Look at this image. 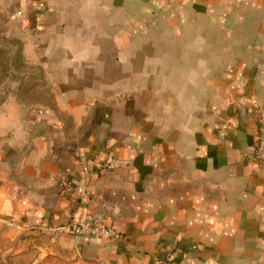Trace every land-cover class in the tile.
Here are the masks:
<instances>
[{"label":"crops","instance_id":"0c3cea01","mask_svg":"<svg viewBox=\"0 0 264 264\" xmlns=\"http://www.w3.org/2000/svg\"><path fill=\"white\" fill-rule=\"evenodd\" d=\"M7 11L64 102L41 123L1 108L0 236L100 264H264V0H0ZM83 207L114 236L73 233Z\"/></svg>","mask_w":264,"mask_h":264},{"label":"rangeland","instance_id":"374dc122","mask_svg":"<svg viewBox=\"0 0 264 264\" xmlns=\"http://www.w3.org/2000/svg\"><path fill=\"white\" fill-rule=\"evenodd\" d=\"M12 13L7 11L0 15V111L4 104L16 103L24 108L30 122L62 119L58 106L61 104L62 107L64 102L59 95L62 90L50 80L57 75L55 72L47 73L26 57L18 31L24 24L21 19L15 23ZM15 17H22V11L15 12ZM59 69L63 71L62 67ZM0 264L100 263L85 261L61 246L44 244L38 247L0 236Z\"/></svg>","mask_w":264,"mask_h":264},{"label":"built area","instance_id":"2783aa9c","mask_svg":"<svg viewBox=\"0 0 264 264\" xmlns=\"http://www.w3.org/2000/svg\"><path fill=\"white\" fill-rule=\"evenodd\" d=\"M20 16V14H17ZM252 158H254L262 168H264V126H261L258 130L257 144L255 149L251 153ZM69 190L73 191L75 187L72 183L68 184ZM78 191L85 198L86 190L78 187ZM81 204L83 206L84 202ZM84 215L81 217L74 218L71 222L70 228L75 234H81L83 232H88L93 238H106L114 236V231L111 228L102 226L98 220L95 218L88 217L87 211L83 207ZM169 261H174V257L170 256Z\"/></svg>","mask_w":264,"mask_h":264}]
</instances>
